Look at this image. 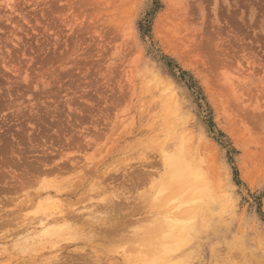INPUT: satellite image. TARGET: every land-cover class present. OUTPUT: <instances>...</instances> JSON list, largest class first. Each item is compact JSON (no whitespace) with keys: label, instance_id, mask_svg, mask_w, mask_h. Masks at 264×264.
<instances>
[{"label":"rangeland","instance_id":"rangeland-1","mask_svg":"<svg viewBox=\"0 0 264 264\" xmlns=\"http://www.w3.org/2000/svg\"><path fill=\"white\" fill-rule=\"evenodd\" d=\"M179 137L230 203L212 202L171 232L160 220L174 224L182 207L161 205L171 195L163 156ZM51 180L72 186L55 207L85 216L130 192L116 214L132 222L109 237L116 221L94 222L81 247L22 252L41 229L37 193ZM184 228L181 264H264V0H0V264H133L140 237L153 253ZM147 252L144 264H158Z\"/></svg>","mask_w":264,"mask_h":264},{"label":"bare ground","instance_id":"bare-ground-1","mask_svg":"<svg viewBox=\"0 0 264 264\" xmlns=\"http://www.w3.org/2000/svg\"><path fill=\"white\" fill-rule=\"evenodd\" d=\"M160 29V28H159ZM158 29V30H159ZM169 97H166L165 99H167V103H165L166 105H165V107H167L166 109V112H167V114H168V116L169 117H173V116H175L174 114H176L177 113V109L176 108H174V107H176L175 106V103L172 105V103H173V95H168ZM166 102V101H165ZM176 102V101H175ZM169 103H171V104H169ZM164 111H165V109H164ZM166 114V115H167ZM177 116V115H176ZM167 120V119H166ZM166 124V123H165ZM169 126V125H168ZM167 128V127H166ZM171 130V129H170ZM187 134V133H186ZM188 134H190V133H188ZM174 135V133H171V137ZM189 137H191L192 136V134H191V136L190 135H188ZM186 137V136H185ZM184 137V138H185ZM180 138V137H179ZM178 138V139H179ZM188 138V137H187ZM186 139V138H185ZM185 139H182V138H180V145L176 148V150L175 151H173V153H165L164 154V156H163V162H164V165H165V169L167 170L166 172L167 173H165L166 174V176H165V179H164V181H165V187L163 188V191L164 192H167V193H170L171 195H170V197L169 196H167V197H169V201H163L164 203H161V205L164 207V205L163 204H165L166 205V209L164 208V210L166 211V210H168V212H172L175 208H176V206H178V205H180L181 207H182V209L180 210V208L178 209V211H179V213L177 212V211H175L174 213H173V217L171 216L170 217V219H172L173 218V220H175V221H173L174 222V224H170V223H168L167 224V222L165 223V220H160L161 222H162V224L160 225V226H162V227H166V228H168L169 229V231H171V232H173L174 230H176V225L177 224H179V223H182V219H183V221L185 220V218L186 219H193L195 216H202V213L203 214H205L206 213V211L207 210H209V208H210V205L211 204H213L212 202H216V203H218L219 205H220V207H228L227 205L230 203V200L229 201H227L226 203H228L227 205H225L226 203H224L225 202V200L223 201V197L224 196H221V194H222V192L220 193V195L219 196H221V198L219 197V196H217L218 194H217V192H215V190L214 189H212L213 188V186H217L216 187V189L218 188V189H220L219 188V186H221L220 184L221 183H217L218 185H213V186H210V185H212L213 184V180L212 179H208L209 177H208V175L206 176V172L209 170V171H211V170H213V168L210 170V169H207L206 168V166H202L201 167V164L203 165V163H204V158L202 159L201 157V159L203 160L202 161V163L198 160V163H197V161L194 159V156L193 155H191V153L189 152V148H190V150H191V145H190V143H189V145H187L186 144V142H187V139L185 140ZM190 139V142H192L191 141V139L192 138H189ZM188 139V140H189ZM173 140V139H172ZM184 140H185V142H184ZM178 141V140H177ZM189 142V141H188ZM187 142V143H188ZM191 152H192V150H191ZM164 153V152H163ZM163 155V154H162ZM199 155V154H198ZM206 157V156H205ZM200 159V160H201ZM207 160H208V158H206ZM207 162V161H206ZM205 162V163H206ZM209 162V161H208ZM200 163V164H199ZM211 164V163H210ZM146 165V164H145ZM144 166V165H143ZM208 166V165H207ZM213 166V165H212ZM140 168V167H139ZM138 168V169H139ZM118 169V168H117ZM92 170H94V169H92ZM115 170V169H114ZM120 170H121V168H120ZM119 169H118V171H120ZM124 170V169H123ZM122 170V171H123ZM164 170V169H163ZM165 171V170H164ZM163 171V172H164ZM97 172V171H96ZM109 172V171H108ZM125 172V171H124ZM141 172H142V170H141ZM212 172H214V171H212ZM114 173V172H113ZM112 173V174H113ZM126 173V172H125ZM107 175H108V173H106ZM114 174H116V173H114ZM139 174V173H138ZM138 174H135L136 176L138 175ZM143 174V173H142ZM141 173H140V175H142ZM105 176V173H104V178L103 179H105V177H108V176ZM134 175V176H135ZM211 175H213V174H211ZM210 175V176H211ZM87 176V175H86ZM124 176V175H123ZM130 176V175H129ZM133 176V177H134ZM151 176V175H150ZM214 177V176H213ZM115 178V177H114ZM130 178H132V177H130ZM138 179H140V177H137ZM137 178H136V180H137ZM160 178V177H159ZM211 178V177H210ZM244 178H245V176H244ZM107 179V178H106ZM134 178H132V183H134L133 180ZM144 179V178H143ZM216 179V178H215ZM247 179V178H246ZM252 179V178H251ZM121 180V179H120ZM253 180V179H252ZM51 181H53V180H51ZM51 181H47V184H42V186L40 187V190H38V193H37V196L39 197V201H40V199H41V197L43 196V194H45V196H43V197H45V198H43L42 197V199H41V201L39 202V204H38V206H37V208L38 209H36V215H40V216H38L37 218L35 217V216H33L32 218H34L35 217V219H34V221H32V223H35V220H36V224L38 225H40L39 227H41V229H36L35 228V230L32 232V233H30V236L28 235V236H25V242L26 243H22V244H26V245H23V247H22V244L21 243H19V245L18 246H20V247H22L21 248V251L23 252H25V251H27V249L28 248H33V250H35L34 249V247L35 246H38V250H41V249H39V246H41L42 247V249H47V247H50L51 249L52 248H57V247H63V248H69V247H71V246H75V247H77L76 245H79L78 247H81V245L80 244H82V243H85L86 242V237H88V232H90V229L93 227V225H95V223H96V225H98V227H100V225L101 226H103V225H105L104 227H106V224H107V222L108 221H112L113 220V222H114V220L116 221V222H114V227H115V229H113L112 228V231L110 230H108L109 232H108V234L106 235L107 237H109L111 234H112V232L113 231H115V232H121V230L122 229H124L125 228V226L127 225V222H132L131 220H129V218H127L126 217V215H122V213H121V216H120V214L119 213H117L116 214V211H117V207H118V203L120 202H118V200H120L121 198H124V197H126L127 195H128V193H130V192H127V195L126 196H124L125 195V193L121 190V188H120V190L122 191V192H120V194L122 193V196L121 195H117V194H115L114 196H113V199H112V196H110L111 197V200H108V199H103L102 198V200H100L99 198V201H98V203L97 204H95V206H93V208L91 207L90 209H86V208H82L83 210H88L87 211V215L89 216H85L86 215V211L84 212V211H80L79 209L78 210H73V211H70V212H64L63 210H61L62 209V207H60V208H56V207H58V206H56V204H60V203H57L55 200H53L54 198V196H56V197H60V196H66L67 194H69V195H73V194H70V190H71V187H70V190H69V188L68 187H65V185L64 184H62L63 182H61V183H56V181L57 180H55V181H53L52 183H50ZM60 181H64V180H60ZM106 181V180H105ZM124 181V180H123ZM131 181V180H130ZM141 181H143L144 182V180H141ZM212 183V184H210V182ZM213 181V182H212ZM102 182H103V180H102ZM137 182V181H136ZM142 182V183H143ZM152 182V181H151ZM161 182H163L162 180H161ZM250 184L252 183L251 181H248ZM104 183V182H103ZM116 183V182H115ZM141 183V182H140ZM254 183V182H253ZM252 183V184H253ZM69 184H70V182H69ZM69 184H67V185H69ZM120 184V183H119ZM139 183H137V185H138ZM101 185H102V183H101ZM116 185V184H115ZM122 185V184H121ZM133 185V184H132ZM108 186H109V184H108ZM106 187V186H105ZM105 187H103L104 188V191H105ZM115 187V186H114ZM142 187V186H141ZM53 189L52 191L53 192H50L51 190L50 189ZM101 188H102V186H101ZM107 188H109V187H107ZM116 188H119V187H116ZM156 188H158V187H156ZM133 189V188H132ZM135 189V188H134ZM140 189V188H139ZM222 189V188H221ZM74 190V189H73ZM72 190V191H73ZM77 190V189H76ZM113 190V189H112ZM116 190V189H115ZM114 190V191H115ZM118 190V189H117ZM120 190H118L117 192H115V193H118ZM156 190V189H155ZM160 191V190H159ZM224 191V190H223ZM103 192V191H102ZM106 192H107V189H106ZM133 192V191H132ZM215 192V193H214ZM36 193V192H35ZM72 193V192H71ZM75 193V192H74ZM111 193V195H113L112 194V192H110ZM136 193H137V191H136ZM159 193V192H158ZM157 193V194H158ZM161 193H162V191H161ZM166 193V194H167ZM105 194V193H104ZM124 194V195H123ZM135 194V193H134ZM163 194V193H162ZM217 194V195H216ZM98 195H100V194H98ZM109 195V194H108ZM143 194H141L140 196H142ZM168 195V194H167ZM101 196V195H100ZM99 196V197H100ZM121 196V197H120ZM124 196V197H123ZM132 196V195H131ZM136 196V195H135ZM158 196V195H157ZM163 196V195H162ZM230 196V195H229ZM37 197V198H38ZM82 197V196H81ZM110 197H109V199H110ZM137 197H139L138 195H137ZM167 197H165V199L167 198ZM36 198V197H35ZM62 198V197H61ZM132 198H133V196H132ZM140 198H142V197H139V200H140ZM171 198V199H170ZM57 199V198H56ZM84 200H85V198H83ZM92 198H90L88 201H90ZM115 199L117 200V201H115ZM125 199V198H124ZM123 199V200H124ZM127 199H130V195L127 197ZM127 199H125L126 201H128V204H129V201L131 200H127ZM122 200V199H121ZM137 200V199H136ZM139 200H137V201H139ZM38 201V200H37ZM58 201V200H57ZM109 201V202H108ZM134 201H135V199H134ZM43 202V203H42ZM56 202V203H55ZM108 202V203H107ZM117 202V203H116ZM136 202V201H135ZM134 202V203H135ZM42 203V204H41ZM122 202H120V204H121ZM167 203V204H166ZM92 204V203H91ZM178 204V205H177ZM56 206V207H55ZM60 206V205H59ZM90 206V205H89ZM121 206H123L122 204H121ZM128 206V205H127ZM80 207V206H79ZM78 207V208H79ZM120 207V206H119ZM125 207V206H124ZM87 208H89V207H87ZM121 208V207H120ZM133 208V207H132ZM219 208V207H218ZM77 209V208H76ZM123 209V208H122ZM121 209V210H122ZM216 209H217V206H216ZM95 210H96V212H95ZM104 210H106V211H104ZM109 210H111V212L109 211ZM120 210V209H119ZM222 210V209H221ZM108 211V212H107ZM89 212V213H88ZM123 212V211H122ZM168 212H165V213H167V214H169ZM219 212H221V211H219ZM103 213H105V214H103ZM135 213V212H134ZM138 213V212H137ZM136 213V214H137ZM212 213V212H211ZM211 213L209 212V216L211 215ZM34 214V215H35ZM96 214H98V217H99V214H100V216H102V218L101 217H99V219H101V220H97L98 219V217L97 218H94L95 217V215ZM105 215V216H103V215ZM140 214V213H139ZM138 214V215H139ZM172 214V213H171ZM213 214V213H212ZM91 215V216H90ZM94 215V216H93ZM137 215V216H138ZM207 215H208V213H207ZM131 216V215H130ZM133 216V215H132ZM131 216V217H132ZM206 216V215H205ZM214 216V215H213ZM30 217V216H29ZM92 217V218H91ZM167 217V216H166ZM207 218H209L208 216H206ZM31 218V217H30ZM90 218H91V220H93V221H90ZM125 218H126V220H125ZM141 218H143V217H141V216H139V217H137V219L138 220H141ZM169 218V217H168ZM207 218H205V220L207 219ZM97 220V221H94V220ZM103 219V220H102ZM128 219V220H127ZM135 219H136V215H135ZM169 219V221L171 222V220ZM33 220V219H32ZM132 220L134 221V218L132 217ZM138 220H136V221H138ZM210 220H211V217H210ZM159 221V222H160ZM95 222V223H94ZM139 222V221H138ZM138 222H136V223H138ZM208 222V221H207ZM30 223H31V221H30ZM109 223V222H108ZM177 223V224H176ZM203 223L205 224L206 222L205 221H203ZM36 224H34V226L36 227L37 225ZM157 224H158V222H157ZM207 224V223H206ZM31 226L33 225V224H30ZM96 225H95V227L93 228V229H95L96 228ZM111 225V224H110ZM112 225V226H113ZM159 225V224H158ZM196 225V224H195ZM156 226V225H155ZM198 226V225H197ZM206 226V225H205ZM108 227V226H107ZM33 228V227H32ZM109 228V227H108ZM159 228H161V227H159ZM89 229V230H88ZM100 229V228H99ZM106 229L107 228H105V232H106ZM156 229V228H155ZM155 229L153 230V232L155 231ZM158 229V228H157ZM178 229V228H177ZM202 229H204V228H202ZM208 229V228H207ZM87 230H88V232H87ZM96 230H97V228H96ZM100 230H102V229H100ZM125 230H126V228H125ZM152 230V229H151ZM159 230V229H158ZM161 230H163L162 228H161ZM161 230H159V231H161ZM173 230V231H172ZM103 231V230H102ZM101 231V232H102ZM139 231H140V229H139ZM144 231V230H143ZM168 231V232H169ZM199 231V230H198ZM28 232V231H27ZM87 234H86V233ZM101 232H100V234H101ZM104 232V231H103ZM117 232V233H118ZM142 232V231H141ZM151 232V231H150ZM167 232V231H166ZM180 232H183V234H180ZM187 231H186V229L184 228V229H182L181 231L179 230V233H177L176 235H174V236H170V237H167V238H165V239H162L163 241L162 242H159L160 241V239L158 240V237H150V238H148L147 237V239H149V241H151L152 239H154L155 241H157V243H158V245L157 246H153L155 249H154V251H153V253H150V252H152L150 249H153V248H151L152 247V245H151V243L149 244V243H147V242H145L144 241V238H142V237H140V241L142 240L143 242H141V244L142 243H145L144 245H140V242H139V239L137 240V242L136 243H134L136 246H137V243L139 244V246H138V250H134V249H136L135 248V246H133L134 247V251H132L131 250V248H130V251L129 252H134L135 254H133L131 257H129V260L127 261L128 263L129 262H131V263H133V264H144V257H145V255H147V254H145L147 251H148V248H150L149 250L150 251H148L150 254H152L153 256H155V258H154V260H155V262L156 263H158V264H181L179 261H178V256L180 255L179 253L182 251V249H183V247H184V245L187 243L188 244V240H189V237H190V235L189 234H185ZM91 233H92V230H91ZM91 233H90V235H91ZM96 233V232H95ZM98 234H99V232H97ZM123 233L124 234H126V232H124L123 231ZM87 236H86V235ZM116 234V233H115ZM120 234H122V232L120 233ZM120 234H116L117 236L118 235H120ZM127 234H129L128 232H127ZM137 234V233H136ZM135 234V235H136ZM140 234V233H139ZM157 234V233H156ZM167 234V233H166ZM175 234V233H174ZM178 234H180V235H178ZM89 235V236H90ZM93 235V234H92ZM95 235V234H94ZM97 235V234H96ZM95 235V236H96ZM105 235V234H104ZM134 235V236H135ZM149 235V234H148ZM151 235V234H150ZM24 236V235H23ZM98 236V235H97ZM96 236V237H97ZM105 236V237H106ZM121 236V235H120ZM142 236V235H141ZM144 236V235H143ZM165 236V235H164ZM92 237V236H91ZM94 237V236H93ZM92 237V238H93ZM106 237V238H107ZM126 237H128V235L126 236ZM126 237L124 238V240L126 239ZM162 237V236H161ZM91 238V239H92ZM123 238H121L120 239V241H124V240H122ZM138 238V237H137ZM142 238V239H141ZM90 239V237L88 238V240L87 241H91V240H89ZM96 239V238H95ZM108 239V238H107ZM23 240V239H22ZM97 240V239H96ZM154 240H152L151 242H155ZM99 241V240H98ZM135 241V240H134ZM90 243V242H89ZM190 243V242H189ZM86 244V243H85ZM110 244V243H109ZM113 244H114V242H113ZM147 244H149V245H147ZM153 244V243H152ZM186 244V245H187ZM112 245V244H111ZM147 245V247H145V249H144V246H146ZM150 245H151V247H150ZM154 245H156V243L154 244ZM82 246H84V244L82 245ZM87 246V245H86ZM86 246L85 247H83V248H86ZM89 246V245H88ZM114 245H112L111 247H113ZM141 246V247H140ZM149 246V247H148ZM24 247H25V249H24ZM98 247V246H97ZM101 247V246H100ZM109 247V246H108ZM115 247V246H114ZM113 247V248H114ZM36 248V247H35ZM92 248V247H91ZM105 248V247H104ZM110 248V247H109ZM108 248V249H109ZM37 249V248H36ZM49 249V248H48ZM51 249H49V250H51ZM62 249V248H61ZM78 249V248H77ZM93 249V248H92ZM103 249V248H102ZM112 248H110V250H111ZM117 249V248H116ZM37 250V251H38ZM60 250V249H59ZM67 250V249H66ZM80 250H82L81 248H80ZM83 250H86V249H83ZM97 250V249H96ZM95 250V251H96ZM105 250H107V249H105ZM145 250H146V252H145ZM29 251V250H28ZM42 251V250H41ZM53 251H56V250H53ZM62 251V250H61ZM89 251V250H88ZM93 251V250H92ZM107 251H109V250H107ZM33 252H36V251H33ZM77 252V251H76ZM83 252V251H82ZM99 252H101L100 251V249H99ZM98 252V253H99ZM106 252V251H105ZM132 252H131V254H132ZM147 252V253H148ZM184 252V251H183ZM21 253V252H20ZM31 253V252H30ZM38 253V252H37ZM55 253V252H54ZM64 253V252H63ZM85 253H87V252H85ZM85 253H83V254H85ZM91 253V252H90ZM98 253H96V252H94L93 254H98ZM104 253V252H103ZM101 254L100 255V258H101V256H103L104 254ZM110 253V252H109ZM184 253H186V252H184ZM82 254V255H83ZM100 254V253H99ZM108 254V253H107ZM112 254H114L113 253V251H112ZM183 254V253H182ZM80 255V254H79ZM106 255V254H105ZM105 255H104V257H105ZM124 255L125 254H123V260H125V258H126V256L124 257ZM130 255V254H129ZM128 255V256H129ZM151 255V256H152ZM61 256H63V255H61ZM68 256V255H67ZM66 256V257H67ZM70 256H72L71 254H70ZM89 256V255H88ZM94 256H96V255H94ZM150 256V255H149ZM187 256H189L188 254H187ZM60 257V256H59ZM63 257H65V256H63ZM74 257L75 256H73V259H74ZM78 257V256H77ZM81 257V256H80ZM86 257V256H85ZM183 257V256H182ZM71 258V257H70ZM91 258V257H90ZM98 258H99V255H98ZM106 258V257H105ZM132 258V259H131ZM149 258V257H148ZM64 259V258H63ZM83 259H85V258H83ZM93 260H94V257L92 258ZM76 260H80V258H78V259H76ZM87 260V259H86ZM183 260V259H182ZM58 261H60V260H58ZM66 261H69V260H66ZM83 261V260H82ZM95 261H97V260H95ZM94 261V262H95ZM39 262H40V260H39ZM55 262V260L53 261V263ZM65 262V261H64ZM70 262V261H69ZM76 262H78V261H76ZM85 262V261H84ZM99 262V261H98ZM123 262H126V260L125 261H123ZM50 263H52V262H50ZM52 263V264H53ZM56 263H57V261H56ZM55 263V264H56ZM66 263H68V262H66ZM72 263H74V260H73V262ZM72 263H70V264H72ZM151 263V262H150ZM184 263V262H183ZM58 264V263H57ZM60 264V263H59ZM69 264V263H68ZM75 264V263H74ZM83 264V263H82ZM100 264V263H99ZM108 264V263H107ZM127 264V263H126ZM130 264V263H129Z\"/></svg>","mask_w":264,"mask_h":264},{"label":"trees","instance_id":"trees-1","mask_svg":"<svg viewBox=\"0 0 264 264\" xmlns=\"http://www.w3.org/2000/svg\"><path fill=\"white\" fill-rule=\"evenodd\" d=\"M146 26H147V25L145 24V25H144V28H145V29H147V27H146Z\"/></svg>","mask_w":264,"mask_h":264}]
</instances>
